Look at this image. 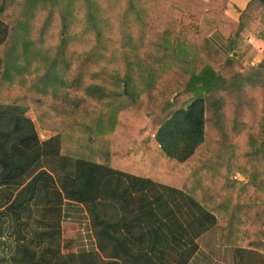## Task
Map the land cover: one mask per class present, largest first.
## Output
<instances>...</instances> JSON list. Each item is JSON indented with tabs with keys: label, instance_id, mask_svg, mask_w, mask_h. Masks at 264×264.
<instances>
[{
	"label": "trees",
	"instance_id": "16d2710c",
	"mask_svg": "<svg viewBox=\"0 0 264 264\" xmlns=\"http://www.w3.org/2000/svg\"><path fill=\"white\" fill-rule=\"evenodd\" d=\"M229 3L0 0V264L264 254V0Z\"/></svg>",
	"mask_w": 264,
	"mask_h": 264
},
{
	"label": "rangeland",
	"instance_id": "374dc122",
	"mask_svg": "<svg viewBox=\"0 0 264 264\" xmlns=\"http://www.w3.org/2000/svg\"><path fill=\"white\" fill-rule=\"evenodd\" d=\"M198 23L199 22L196 19L190 17L189 15H185L182 27L187 29V30H194L195 26ZM250 67H251L250 65H248V66L246 65L244 67V69H248ZM27 114H28V116H30L35 121L36 126H37L38 131H39V134H40V138L42 140L46 139L47 137H49L50 135L53 134V132H50L48 130H44L39 126L38 121H37V116H36L34 110L31 109ZM134 160L143 161L147 164L148 163H152L155 165L158 164V166H164L165 168H167V166L169 165V164H165V161L163 159V155L160 151L153 152L151 155H143L142 153H136L134 156ZM170 168L171 167L169 166V169ZM172 168H174V167H172ZM140 169L142 170L143 173H145L144 169L142 167H140ZM236 173H239V172L233 173V177L235 179H238L240 181L245 180V176H243L241 173H239L241 178L240 179L236 178ZM81 219H83V218H81ZM81 219H79L78 221H71L73 225H67V229L70 228L75 237L80 235V238H77V244L85 245V246H91V243L94 241L92 240L93 239L92 234L90 233V226H88L86 224L87 220L85 221V219H83V220H81ZM81 247H83V246H81ZM212 255H214V254H212ZM237 255L238 254L235 250H231V255H229V256L232 259V257H234V258L238 257ZM242 255L247 256V258H245L247 260V264H257L258 263L257 259L261 260L262 261L261 263L264 264V254L261 255V254L255 253V252H250V253L246 252L245 254H242ZM223 256L227 257V254L223 255ZM258 256H261V258H256ZM225 259L227 260V258H225Z\"/></svg>",
	"mask_w": 264,
	"mask_h": 264
},
{
	"label": "crops",
	"instance_id": "0c3cea01",
	"mask_svg": "<svg viewBox=\"0 0 264 264\" xmlns=\"http://www.w3.org/2000/svg\"><path fill=\"white\" fill-rule=\"evenodd\" d=\"M250 0H230L228 9L226 10V13L223 16V20H225L229 25L240 29V25L238 22V18L240 15V12L246 8ZM244 35L247 37L250 43H252L257 49H258V55L256 56L255 60L250 64H244L243 67L246 65H257L260 62L264 61V40L261 39L259 36H257L255 33L251 31H245ZM212 39L219 44L222 48H227L228 42L225 39V37L219 33L215 32L212 34ZM238 257H232L229 260H225L223 258H219L215 255H212L211 257L214 258L218 262H223L226 264H247V256L243 255H237ZM252 258V257H251ZM249 259V258H248ZM257 264H262L261 262L257 261ZM208 264V262L206 263Z\"/></svg>",
	"mask_w": 264,
	"mask_h": 264
},
{
	"label": "built area",
	"instance_id": "2783aa9c",
	"mask_svg": "<svg viewBox=\"0 0 264 264\" xmlns=\"http://www.w3.org/2000/svg\"><path fill=\"white\" fill-rule=\"evenodd\" d=\"M236 178H241L240 174L239 173H236Z\"/></svg>",
	"mask_w": 264,
	"mask_h": 264
}]
</instances>
